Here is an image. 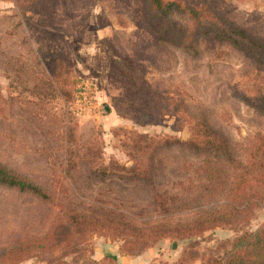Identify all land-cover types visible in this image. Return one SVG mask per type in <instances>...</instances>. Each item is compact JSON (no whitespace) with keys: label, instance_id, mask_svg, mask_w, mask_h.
<instances>
[{"label":"rangeland","instance_id":"374dc122","mask_svg":"<svg viewBox=\"0 0 264 264\" xmlns=\"http://www.w3.org/2000/svg\"><path fill=\"white\" fill-rule=\"evenodd\" d=\"M208 1L264 42V0ZM202 125L240 165L264 164V57L227 43L164 42L143 0H0V162L53 196L46 203L0 185V252L32 247L9 264H203L221 255L264 226L263 185L232 223L134 252L121 251L122 239L70 232L69 211L113 210L153 226L221 210L232 188L246 189L233 178L244 172L224 160L209 170L207 150L183 144ZM139 135L148 137L142 151L130 147ZM137 164L152 168V183L121 169ZM156 193L178 210H156Z\"/></svg>","mask_w":264,"mask_h":264},{"label":"trees","instance_id":"16d2710c","mask_svg":"<svg viewBox=\"0 0 264 264\" xmlns=\"http://www.w3.org/2000/svg\"><path fill=\"white\" fill-rule=\"evenodd\" d=\"M147 19L158 38L164 42L172 43L185 49H194L202 40L213 43H227L241 51L262 59L264 57V42L249 34L246 30L230 23L223 14L216 12L208 0H143ZM202 125L200 129L193 130L192 138L183 142L194 150H207L209 170L212 160L219 165L223 161L231 165L235 172H244L237 177L233 175L236 185L245 184L246 189L240 191L239 187L231 189L227 194V201L219 211H203L197 220L187 223H163L153 226H138L127 221L124 213L113 210H104L93 213H79L69 211L71 222L70 232L83 234L82 237L92 233L107 235L113 239H122L130 252L147 247L151 242L163 239H184L197 236L206 231L227 225L240 215L250 212L254 203L261 199L260 194L252 188L254 184L264 186V164L242 166L234 159L230 143L218 134ZM144 140V141H143ZM148 142V137L139 135L131 141V149L142 151ZM134 178L152 183V168L147 165L141 169L137 164L134 168H121ZM0 185L16 189L21 193L32 195L43 202H51L52 194L44 187L35 183L29 177L22 175L9 166L0 162ZM213 185V183H211ZM219 185V184H218ZM153 205L156 210L168 214L174 209L171 207L175 199L162 193L154 195ZM247 217H244V220ZM32 250V247L23 248L19 243L12 249L0 252V264L20 262L23 251ZM129 252V253H130ZM203 264H264V226L254 232H246L237 238L230 249H225L221 255H210Z\"/></svg>","mask_w":264,"mask_h":264}]
</instances>
